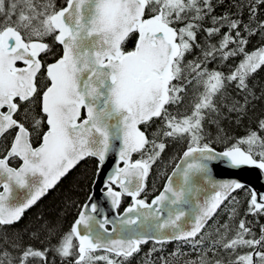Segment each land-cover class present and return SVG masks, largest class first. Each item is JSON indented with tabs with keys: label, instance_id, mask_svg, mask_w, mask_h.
<instances>
[{
	"label": "snow or ice",
	"instance_id": "obj_1",
	"mask_svg": "<svg viewBox=\"0 0 264 264\" xmlns=\"http://www.w3.org/2000/svg\"><path fill=\"white\" fill-rule=\"evenodd\" d=\"M245 170L264 0H0V264H264Z\"/></svg>",
	"mask_w": 264,
	"mask_h": 264
},
{
	"label": "water",
	"instance_id": "obj_2",
	"mask_svg": "<svg viewBox=\"0 0 264 264\" xmlns=\"http://www.w3.org/2000/svg\"><path fill=\"white\" fill-rule=\"evenodd\" d=\"M223 178H229V177H223ZM241 178L244 182L255 185L258 188L264 187V179L258 178L257 174L254 170H245L241 174Z\"/></svg>",
	"mask_w": 264,
	"mask_h": 264
},
{
	"label": "trees",
	"instance_id": "obj_3",
	"mask_svg": "<svg viewBox=\"0 0 264 264\" xmlns=\"http://www.w3.org/2000/svg\"><path fill=\"white\" fill-rule=\"evenodd\" d=\"M151 179V178H150ZM157 182V184H159V183H161V181L160 180H157L156 181ZM57 198V194H53L52 196H50L46 201H45V205H51L53 202H54V200Z\"/></svg>",
	"mask_w": 264,
	"mask_h": 264
}]
</instances>
